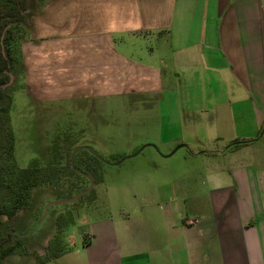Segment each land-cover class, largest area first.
<instances>
[{
  "label": "crops",
  "instance_id": "crops-1",
  "mask_svg": "<svg viewBox=\"0 0 264 264\" xmlns=\"http://www.w3.org/2000/svg\"><path fill=\"white\" fill-rule=\"evenodd\" d=\"M27 18L21 54L34 101L150 96L162 105L166 95L177 109L166 117L178 125L174 140L199 142L200 132L230 143L199 153L216 161L204 189L153 185L158 197L120 220L132 230L109 218L86 245L43 264H264V144L255 135L264 124V0H49ZM239 123L254 133H239ZM26 252L2 264H39L44 254Z\"/></svg>",
  "mask_w": 264,
  "mask_h": 264
},
{
  "label": "rangeland",
  "instance_id": "rangeland-1",
  "mask_svg": "<svg viewBox=\"0 0 264 264\" xmlns=\"http://www.w3.org/2000/svg\"><path fill=\"white\" fill-rule=\"evenodd\" d=\"M46 1L49 0H22V14L31 16ZM4 5L5 1L0 0V6ZM22 30L21 26L13 30L15 36L23 37ZM26 35L27 30L23 39ZM148 48L155 49V43H149ZM0 49L5 55L4 48L0 46ZM8 74L9 82L0 87V157L6 145L8 125L14 140L13 158L19 168L28 167L32 161L44 165L54 157L61 158L64 164L68 149L73 146L74 149H87L96 156L101 176L100 182L92 180L93 188L88 194L71 203L59 204L87 190V181L72 177L66 180L75 183L74 187L68 182H63L58 189L39 187L32 192L25 210L12 219L0 217V235L11 233L28 250L36 249L43 253L56 233L57 219H66L68 215L72 221L63 227L61 233L62 244L68 251L81 248L84 242L91 240L92 227L109 218L113 219L116 230H132L131 226H121L120 220L125 213L134 219L137 216L135 204L150 203L158 197L153 185L174 184L178 194V183L191 185L199 191L204 189L207 187L204 173L216 161L211 156L202 157L199 153H214L230 144L227 141H203L198 128L199 142L193 138L174 140L178 125L175 122L167 125L166 117L171 123L172 111L176 112L177 109L174 102L172 108L167 107L166 95L162 105L150 96L146 100L118 97L39 103L25 89L24 73ZM5 106H8L6 113L1 112ZM222 128L228 135L233 126L224 125ZM234 128L239 133H254L247 124L239 123ZM160 134L164 141L167 140V145L161 143ZM255 135L264 144V124L259 132L255 131ZM220 162L224 165L227 161ZM77 186L79 189H76ZM178 194L176 197H180ZM3 198L4 193L0 188V203ZM10 258L4 264L15 260L21 264H31L32 260L30 257ZM33 260L36 261L35 258Z\"/></svg>",
  "mask_w": 264,
  "mask_h": 264
},
{
  "label": "trees",
  "instance_id": "trees-1",
  "mask_svg": "<svg viewBox=\"0 0 264 264\" xmlns=\"http://www.w3.org/2000/svg\"><path fill=\"white\" fill-rule=\"evenodd\" d=\"M4 1L5 5L0 6V46L4 48V54L7 57L0 49V87L9 82L8 73L13 72L14 75L23 73L21 43L25 40L23 38L28 20V16L22 14L24 9L22 0ZM20 26L24 31L23 37L22 35L16 37L13 30ZM7 108L8 106H5L1 112L6 113ZM5 140L6 145L0 157V188L4 193L0 203V217L12 219L17 213L25 210L29 206L32 192L39 187L58 189L63 182H68L74 187L75 183L66 180L72 177L85 180L89 184V180L84 175L89 176L94 182L101 181L98 170L99 160L85 149L76 152L73 168L70 164L73 146L68 149L69 154L64 164L61 163V158L54 157L44 165L32 161L28 167L19 168L13 158L14 140L8 125ZM76 189L79 187L77 186ZM71 221L70 215L66 219L62 217L57 219L56 233L48 241L44 254L36 257L39 264L54 261L67 251L62 244L61 233L63 227L69 225ZM86 244L87 242H84V245ZM26 253L24 243L15 239L11 233L0 235V264L8 256H22Z\"/></svg>",
  "mask_w": 264,
  "mask_h": 264
},
{
  "label": "water",
  "instance_id": "water-1",
  "mask_svg": "<svg viewBox=\"0 0 264 264\" xmlns=\"http://www.w3.org/2000/svg\"><path fill=\"white\" fill-rule=\"evenodd\" d=\"M82 149H84V148H76V149H74L73 151H72V153H71V156H70V164H71V167L73 168V159H74V156H75V154H76V152L77 151H79V150H82ZM85 150H87V149H85ZM90 154H92L93 156H95L92 152H90L89 150H87ZM96 157V156H95ZM88 180H89V187H88V189L87 190H85V191H83V192H81V193H79L78 195H76L75 197H73L72 199H70V200H68V201H66V202H61V203H59V204H64V203H71V202H73V201H75V200H77L79 197H81L82 195H85V194H88L91 190H92V188H93V181H92V179L89 177V176H87V175H84Z\"/></svg>",
  "mask_w": 264,
  "mask_h": 264
}]
</instances>
